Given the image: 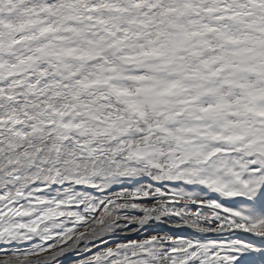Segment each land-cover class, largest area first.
Here are the masks:
<instances>
[{
  "label": "snow or ice",
  "instance_id": "obj_1",
  "mask_svg": "<svg viewBox=\"0 0 264 264\" xmlns=\"http://www.w3.org/2000/svg\"><path fill=\"white\" fill-rule=\"evenodd\" d=\"M0 264H264V0H0Z\"/></svg>",
  "mask_w": 264,
  "mask_h": 264
}]
</instances>
